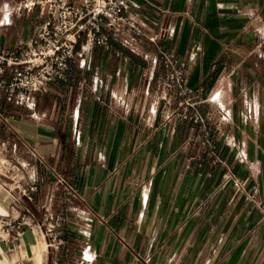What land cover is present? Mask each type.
Returning a JSON list of instances; mask_svg holds the SVG:
<instances>
[{
    "label": "crops",
    "instance_id": "1",
    "mask_svg": "<svg viewBox=\"0 0 264 264\" xmlns=\"http://www.w3.org/2000/svg\"><path fill=\"white\" fill-rule=\"evenodd\" d=\"M16 1L0 2V47L19 50L42 17ZM125 12L160 38L79 43L69 77L1 102L0 226L26 213V227L0 231V260L36 264L45 241L44 264H264L262 212L220 188L233 172L264 202V0H131ZM161 49L186 62V90L166 85ZM44 206L66 216L57 256Z\"/></svg>",
    "mask_w": 264,
    "mask_h": 264
},
{
    "label": "built area",
    "instance_id": "2",
    "mask_svg": "<svg viewBox=\"0 0 264 264\" xmlns=\"http://www.w3.org/2000/svg\"><path fill=\"white\" fill-rule=\"evenodd\" d=\"M131 0H18L14 8L18 15L31 12L35 7L41 15L31 36L22 49L0 47V107L5 104H26L29 97L47 91L52 83L66 79L81 47L109 46L113 41L134 48L149 38L157 41L159 33L150 35L146 26L125 10ZM159 60L164 68L165 83L169 88L179 86L186 90V62L170 49H161ZM0 116L3 111L0 108ZM198 119V117H197ZM57 182L66 191L77 194L75 187L58 171ZM232 185L244 192L245 198L260 209L264 219V202L257 199V190H246L243 182L233 172H227L220 188ZM17 187L28 195L36 185ZM41 227L48 246L57 256L65 242L64 222L66 216L51 207L41 211ZM26 227V213L0 226L9 241L21 236Z\"/></svg>",
    "mask_w": 264,
    "mask_h": 264
},
{
    "label": "rangeland",
    "instance_id": "3",
    "mask_svg": "<svg viewBox=\"0 0 264 264\" xmlns=\"http://www.w3.org/2000/svg\"><path fill=\"white\" fill-rule=\"evenodd\" d=\"M4 1L5 0H0L1 3H3ZM35 9H37V7H35L31 12H29V14H30L29 19H34V17L36 16V10ZM4 15H5V12L0 13V20L4 17ZM44 248H46L45 241H43L42 245L34 247V259H35L36 264H44V253H43ZM4 254H6V253H4ZM40 256H41V258H40ZM14 258H15V256H14ZM0 263H2V264H16V263H13V261L9 260V259H5L4 261L0 260Z\"/></svg>",
    "mask_w": 264,
    "mask_h": 264
},
{
    "label": "bare ground",
    "instance_id": "4",
    "mask_svg": "<svg viewBox=\"0 0 264 264\" xmlns=\"http://www.w3.org/2000/svg\"><path fill=\"white\" fill-rule=\"evenodd\" d=\"M43 247V246H42ZM38 248V247H37ZM39 249V248H38ZM42 251V250H41ZM40 258H41V256H40ZM37 260V259H36ZM41 262V261H40Z\"/></svg>",
    "mask_w": 264,
    "mask_h": 264
}]
</instances>
